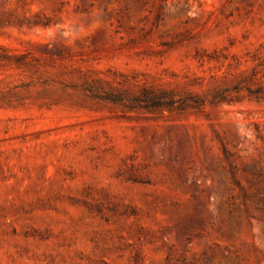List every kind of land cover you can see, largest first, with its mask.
<instances>
[{
	"label": "rangeland",
	"instance_id": "obj_1",
	"mask_svg": "<svg viewBox=\"0 0 264 264\" xmlns=\"http://www.w3.org/2000/svg\"><path fill=\"white\" fill-rule=\"evenodd\" d=\"M260 85L264 0H0V264H264Z\"/></svg>",
	"mask_w": 264,
	"mask_h": 264
},
{
	"label": "trees",
	"instance_id": "obj_2",
	"mask_svg": "<svg viewBox=\"0 0 264 264\" xmlns=\"http://www.w3.org/2000/svg\"><path fill=\"white\" fill-rule=\"evenodd\" d=\"M250 93L256 98H264V85L250 89ZM105 99L115 103H122L124 97L120 94L107 93L105 95ZM223 100H226L225 91L219 90L212 95L210 102L216 103ZM206 101L207 99L197 94H188L186 97L177 100L166 91L150 92L148 90H144L140 95L128 100L127 104L131 107L143 106L151 108L159 106H173L174 104L179 103L180 107L190 106L200 108L206 103Z\"/></svg>",
	"mask_w": 264,
	"mask_h": 264
}]
</instances>
